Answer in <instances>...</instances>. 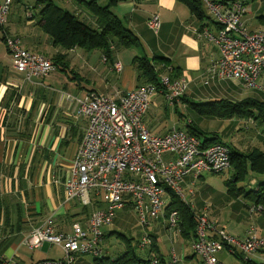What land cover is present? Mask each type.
<instances>
[{"label":"crops","instance_id":"crops-1","mask_svg":"<svg viewBox=\"0 0 264 264\" xmlns=\"http://www.w3.org/2000/svg\"><path fill=\"white\" fill-rule=\"evenodd\" d=\"M3 1L0 0V5ZM114 1L111 4L112 0H95L92 6L105 8L111 4V11L138 38L139 45L117 49L115 43L111 44V58L108 60H104L103 50H100V58L97 59V54L88 56L95 49L88 52L78 47L66 49L54 45L43 29L41 12L47 5H54L99 28L96 14L81 1L14 0V4L17 3L15 11L12 16L8 12L3 26H0V257L10 264H34L41 260L61 259L62 253L58 258L49 255L34 258V250L22 246L21 241L49 217H52L57 233L71 234L73 224L87 229L91 214L104 208L102 198L93 191L90 192V203L86 206L76 200L65 201V183L70 177L74 155L87 125V119L77 115L75 105L67 96L83 99L93 92L119 97L147 83L140 62L150 64L157 75H173L187 83L183 97L174 105H167L158 92L152 96L144 117L152 135H164L173 127L189 132L190 127H194L207 139L217 137L216 142L225 145L230 142L233 152L246 156L257 152L264 155V122L260 119H220L228 121L227 131L219 137L217 133H203L195 121L185 118L190 113L198 115L190 108V104L194 103L214 100L235 103L246 99L264 103V71L257 86L252 89L246 88L240 81L220 79L211 71L212 63L219 57V50L212 41L200 38L198 32L206 26L211 34H216L218 27L203 4L204 17L199 20L180 0ZM249 3L252 1L247 2L246 6ZM256 8L253 11L255 16L246 12L242 19L251 32L264 30L258 19L264 12V5L260 3ZM29 11L30 17L27 15ZM152 15H157L160 21V29L156 34L146 23ZM4 35L17 38L23 49L44 55L54 60L57 66L46 77L27 81L23 74L13 69ZM112 41L116 42L117 38ZM164 60L170 71L164 67ZM116 63L122 65L119 73L114 70ZM248 124L250 126L244 130L243 127ZM200 139L204 143L205 138ZM229 170L230 176L224 183L228 195L213 203L212 196L206 197L208 187L203 182V176L209 173L202 174L196 180L188 175L181 183L186 200L190 199L196 213L203 211V202H208L209 220L229 236L237 234L234 238L242 239L249 226L253 225L264 239V211L250 214L248 209L253 203L239 191L241 188L247 191L243 184L248 176L257 181L255 187L264 183V175L249 171L233 186L229 180L234 173L232 168ZM197 186L204 190L203 193H198ZM190 190L193 195H190ZM225 202L226 207L231 209L227 213L231 220V227L228 228L231 233H228L227 228L220 227L219 219H216L215 206L225 205ZM124 203L114 218L118 212L134 213L131 199L125 197ZM186 207L171 196L163 206L162 213L172 208L179 215V232L174 241L167 238L163 214L152 220L147 229L140 228L137 232L128 231L121 225L113 226L112 221L111 225L102 229V248L107 255L97 258L78 256L73 264H120L117 262L121 255L131 249L141 259L155 256L162 264H201L192 249L194 229L190 227L187 218L190 210L187 212ZM144 233L152 239L151 245L140 249L138 243ZM170 243L171 246L174 243V262L170 255L171 249L165 248V245L170 248ZM51 250L44 244L36 251L49 254ZM223 251L229 253L222 249L216 254V259L221 263L217 256ZM251 260L264 262V249L253 255Z\"/></svg>","mask_w":264,"mask_h":264},{"label":"built area","instance_id":"built-area-1","mask_svg":"<svg viewBox=\"0 0 264 264\" xmlns=\"http://www.w3.org/2000/svg\"><path fill=\"white\" fill-rule=\"evenodd\" d=\"M12 1L4 0L0 5L1 27ZM200 1L218 27L216 34H211L206 26L198 32L200 38L212 41L219 50L211 71L220 79L240 81L248 89L255 88L264 71V30L251 32L243 23L249 0ZM27 15L30 17L31 12ZM146 23L155 34L159 31L157 15ZM4 39L13 69L27 81L44 78L54 70L50 58L23 49L17 38L4 35ZM121 69V63L114 64L118 73ZM186 88L182 78L158 75L157 85L146 83L116 98L93 92L83 99L67 96L77 115L87 119V125L65 183V201L76 200L86 206L93 191L102 198L104 208L91 214L87 229L73 224L71 234L67 235L57 233L52 217L47 218L22 239L21 245L30 250H38L44 244L56 246L61 249L62 258L34 264H73L78 256L100 257L104 253L102 229L111 225L116 211L125 204V197L131 199V207L144 230L163 214L171 241L179 232L180 219L176 211L162 213L163 206L169 196L188 206L196 223L192 249L201 264H222L216 259L222 249L239 253L244 260L264 249V239L255 226H249L242 239L229 236L209 220L208 205L196 213L182 192L181 183L188 175L196 180L205 173L223 174L230 169L227 146L222 143L204 146L200 138L177 127L155 136L144 122L155 93H160L171 106L181 100ZM189 193L193 195L191 190ZM248 210L250 214L263 211L256 205ZM150 245L151 238L144 233L138 247ZM170 255L176 261L173 248ZM0 264L10 262L0 257Z\"/></svg>","mask_w":264,"mask_h":264},{"label":"trees","instance_id":"trees-1","mask_svg":"<svg viewBox=\"0 0 264 264\" xmlns=\"http://www.w3.org/2000/svg\"><path fill=\"white\" fill-rule=\"evenodd\" d=\"M86 3L92 8V11L97 16V21L100 23L99 28H94L91 25L85 23L83 20L76 16L71 15L68 12L61 10L56 6L47 5L41 12L42 25L45 32L52 38L54 45L61 46L66 49L78 47L87 51L100 49L104 51L105 60L111 58V44L117 49L138 46V38L127 29L122 21L111 11V4L115 3L112 0L111 4L105 8L92 6L95 0H77ZM186 4L196 18L202 20L204 13L202 11V3L200 0H180ZM225 1V0H223ZM252 2L257 0H250ZM247 1V2H250ZM264 5V0H258ZM247 4V3H246ZM93 14V13H92ZM94 17V15H93ZM259 24L264 26V12L259 15ZM117 38L116 42L112 39ZM113 46V45H112ZM52 60V59H51ZM54 66L57 64L54 63ZM164 67H168V63L164 60L162 62ZM140 67L143 70V75L147 77V83L157 85V73L151 68L150 64L140 62ZM172 78L173 75H171ZM190 108L200 116H213L219 119L246 118V119H260L264 122V103L246 99L240 102H230L227 100H214L205 103L190 104ZM197 136L198 138H205L204 146L210 145L218 140L217 137L207 139L202 133H199L194 127H190L189 132ZM229 149V148H228ZM230 155V168L233 170V176L230 184L233 186L237 181L242 180L250 171L256 175H264V155L262 153H252L248 156L238 154L229 149ZM239 191L248 198L253 206H261L264 211V183H260L257 186L251 188L249 191H245L244 188ZM183 204V203H182ZM187 208V207H186ZM189 209L187 208V212ZM262 211V212H263ZM190 212V211H189ZM188 212L191 229H195V220L193 215ZM237 259L244 264H264V262H256L247 258L244 260L242 255L238 253H231ZM107 255V252L100 257ZM121 259V260H120ZM155 261V263H154ZM120 264H162V262L155 256H151L148 259H141L138 254L134 253V250H127L121 258H119Z\"/></svg>","mask_w":264,"mask_h":264},{"label":"rangeland","instance_id":"rangeland-1","mask_svg":"<svg viewBox=\"0 0 264 264\" xmlns=\"http://www.w3.org/2000/svg\"><path fill=\"white\" fill-rule=\"evenodd\" d=\"M14 1V0H13ZM12 1V4L10 6L9 9V15L12 16L13 12L15 11V5L17 3L14 4V2ZM26 2V1H25ZM260 1H254L252 3H249L247 6H245V9L247 10L246 12H248L250 15L255 16L256 13L253 12L255 11L258 5H260ZM253 4H255L254 7ZM11 16H9V18H11ZM89 52V51H88ZM101 51L99 50H94L92 51L88 56L91 55H96V58H100V54ZM97 63L99 64L98 60ZM186 120L188 121H195L197 123V125H199L200 130L203 133H217L219 135V137H221V135H223L222 133H225L227 131V121H222L219 118L213 117V116H198L195 113H190V115L185 117ZM185 118H183V122L185 123ZM195 119V120H194ZM248 125H245L244 128L247 129ZM244 129V130H246ZM243 130V132H245ZM249 132V131H248ZM225 145V144H224ZM227 148L231 149V143L230 142H226ZM231 170H228L226 172H224L223 174H205L203 176V182L205 184L206 187H208V192H207V199L211 198V196L213 197V203H215L218 199H222L224 196L228 195L227 193V187H225L224 183L226 182V180L228 181V178L230 176ZM255 183H257L256 180L250 178L249 176L246 178L243 186L246 187L247 191H249L251 188L254 187ZM241 186V185H240ZM198 193H203L204 190H202L200 188V186L196 187ZM186 193V192H185ZM186 195V194H185ZM189 198H187V204L191 205L189 202ZM205 203L204 206H209L208 202H203ZM217 205V204H215ZM227 203L225 202V205H217L215 206V208H217L216 210V219H219V225L220 227H225L227 228L226 230L228 231V233H231V230H229L228 228L231 227V220L227 217V213L231 211L230 208L226 207ZM203 206V208H204ZM169 211H174L172 208ZM213 213V212H212ZM136 215L134 213H132L131 211H127V212H118V214L116 215V217L113 220V226H124L128 231H132L133 232H137L138 230H140L141 226L137 220V218H135ZM245 219V218H244ZM245 222V221H244ZM218 223V222H217ZM241 223V222H239ZM220 229V228H219ZM179 234H177L178 236ZM234 235V237L237 236V234H232ZM168 240H170L169 236L167 237ZM114 239V238H113ZM152 240V239H151ZM171 242V241H169ZM175 243V242H174ZM174 243L171 246L170 243V248L168 245H165L166 249H171L174 248ZM44 246V245H43ZM45 246H48L49 248H51L52 250L49 252V254L45 251H43L41 254H39V251L34 250L33 251H29V252H33L34 253V258H37L38 256H45V255H49V257L52 258H58V256L62 253L61 249L59 247L56 246H50L48 244H45ZM223 264H244L242 263V261L238 260L233 254L231 253H226L225 251L221 252L218 256H217Z\"/></svg>","mask_w":264,"mask_h":264}]
</instances>
